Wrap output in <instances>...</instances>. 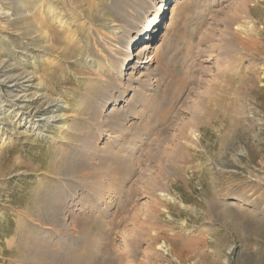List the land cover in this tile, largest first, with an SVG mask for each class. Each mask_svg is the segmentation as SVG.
Wrapping results in <instances>:
<instances>
[{"label":"rangeland","instance_id":"374dc122","mask_svg":"<svg viewBox=\"0 0 264 264\" xmlns=\"http://www.w3.org/2000/svg\"><path fill=\"white\" fill-rule=\"evenodd\" d=\"M131 1L0 0V264H264V0L164 2L120 80Z\"/></svg>","mask_w":264,"mask_h":264},{"label":"bare ground","instance_id":"6f19581e","mask_svg":"<svg viewBox=\"0 0 264 264\" xmlns=\"http://www.w3.org/2000/svg\"><path fill=\"white\" fill-rule=\"evenodd\" d=\"M171 1H173V0H160L159 1V3L158 4H155V1L154 0H151L150 1V3H149V5H148V8H147V10H146V12L140 17V19H139V22H138V25H135L134 24V16L135 15H133V11L134 10H136L137 9V7H138V3H137V0H133V1H131L130 2V4H129V7H128V13L127 14H124V15H122V17L124 18L125 17V19H126V21H122V22H126V25H127V27H124L122 24H116L115 25V30H114V32L112 33L113 35H114V38H112L111 37V39H115V37H120V38H122L123 39V47L125 48V49H121L120 51H118V50H116V49H113V50H111V51H113L115 54H117V56H118V59H117V66L116 67H114L111 63H110V66L111 67H113L114 68V70L116 71L115 73H117V71H118V69H119V66L121 65V63H122V65H121V71H120V77L118 78V79H123V76H125V75H123L124 74V68H125V66H127V67H129L131 64H133V63H136V62H139V60H141L142 59V57L144 56V55H146L147 54V52H148V49H150L148 46H147V44H146V47L144 46V47H142V45H144L145 44V42H143L141 45H138V47H136V48H134L133 49V52H131L130 51V46H131V43L132 42H134V43H137V41L139 40V39H141V36L143 35V37H145L147 34H146V30H144V23H145V21H147V20H149L150 18H152V17H154L153 18V23H154V25L152 26V28H150V29H148L147 31H149V30H151L152 29V31H151V36H152V34H153V32L155 31V29H156V27H157V25H158V23H159V20H160V15H161V13L163 12V10H164V8H165V6L163 7V8H161L162 7V5H163V3L164 2H171ZM175 1H177V0H175ZM174 2V1H173ZM52 11V10H51ZM54 18H56V17H54ZM127 20H129V21H127ZM61 22V21H60ZM133 34L134 35H136L135 37H133ZM146 34V35H145ZM150 46V45H149ZM142 47V48H141ZM102 52V51H101ZM104 53V52H103ZM101 55V54H100ZM113 56V55H112ZM102 57V56H101ZM105 60H107L106 58H105ZM114 62V61H113ZM116 62V61H115ZM116 65V64H115ZM99 68V67H98ZM135 73H130L129 75H128V79L131 81V82H133V83H138L139 85H145V81L142 79V77H135V75H134ZM102 75V74H101ZM148 75H146L145 77H147ZM105 77V76H104ZM145 79V78H144ZM148 80H149V78H147ZM104 80V79H103ZM128 80V81H129ZM106 81V80H105ZM149 82V81H148ZM126 83V82H125ZM131 84V83H130ZM128 85H129V83H128ZM143 85V86H144ZM153 85V84H152ZM151 85V86H152ZM122 86V85H121ZM127 87V86H126ZM129 87V86H128ZM139 87V86H138ZM120 89V88H119ZM136 91V90H135ZM138 92H139V89H138ZM145 94V93H144ZM141 95H143V94H141ZM145 97V96H144ZM146 98V97H145ZM124 99V98H123ZM125 100V99H124ZM128 106V105H127ZM116 109V108H115ZM115 109H114V111H115ZM117 112V111H116ZM111 114V113H110ZM53 117V116H52ZM113 117H115V116H113ZM112 117V118H113ZM118 118H120V117H118ZM112 120V119H111ZM119 120V119H118ZM121 120V119H120ZM110 121V120H109ZM111 122V121H110ZM117 122V121H116ZM119 122V121H118ZM121 122V121H120ZM112 123H113V121H112ZM106 125L108 126V127H106V128H109V130H113L114 128H115V125L114 124H110L109 122H108V124L106 123ZM120 125H121V123H120ZM126 125V124H125ZM124 125V126H125ZM123 126V125H122ZM131 127V126H130ZM124 128V127H123ZM122 129V128H121ZM103 130V129H102ZM115 130V129H114ZM130 130H132V129H130ZM121 131H123V129L121 130ZM125 131V130H124ZM126 132H127V130H126ZM100 133V132H99ZM119 133V132H118ZM121 133V132H120ZM111 135V134H110ZM109 135V136H110ZM115 136V135H114ZM118 136V134L116 135V137ZM122 136V135H121ZM115 137V138H116ZM119 138V137H118ZM114 140V139H113ZM120 140V139H119ZM95 143H97V142H95ZM92 145V144H91ZM95 145V144H94ZM97 145H98V143H97ZM87 146V145H86ZM93 146V145H92ZM96 146V145H95ZM108 146V145H107ZM106 146V147H107ZM83 147V146H82ZM104 147V146H103ZM86 148H89V147H86ZM93 148V147H92ZM91 148V150H93ZM97 149H98V147H97ZM100 149V148H99ZM102 149V148H101ZM107 150V149H106ZM95 151H97V150H95ZM99 151V150H98ZM102 151H104V149L102 150ZM91 152V151H90ZM105 152V151H104ZM86 153V152H85ZM98 153V152H97ZM102 153V152H101ZM110 153H111V151H110ZM109 153V154H110ZM92 154V153H91ZM100 154V153H99ZM102 154H104V153H102ZM101 156H103V155H101ZM91 157H92V155H91ZM99 157V156H98ZM114 158V157H113ZM83 161V160H82ZM80 207V206H79ZM64 209V208H63ZM61 212V211H60ZM65 211H63V213H64ZM59 215V214H58ZM57 215V216H58ZM60 215H62V212H61V214ZM67 217V216H66ZM66 217L64 218V214H63V219H62V221L63 222H66ZM57 221V220H56ZM68 221V220H67ZM66 224H67V222H66ZM68 225V224H67ZM150 226V225H149ZM145 227H147V226H145ZM152 232V231H151ZM152 239V238H151ZM166 243V242H165ZM48 250V249H47ZM153 254V253H152ZM51 255V254H50ZM151 255V254H150ZM156 255V254H155ZM42 257V256H41ZM152 257V256H151ZM54 258V257H53ZM176 258V257H175ZM46 260V259H45ZM38 264V263H37ZM145 264V263H144Z\"/></svg>","mask_w":264,"mask_h":264}]
</instances>
